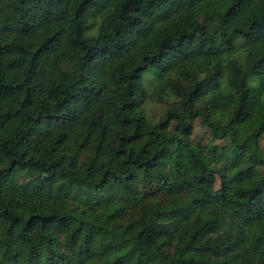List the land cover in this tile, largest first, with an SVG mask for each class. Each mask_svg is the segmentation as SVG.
Instances as JSON below:
<instances>
[{"label": "trees", "instance_id": "trees-1", "mask_svg": "<svg viewBox=\"0 0 264 264\" xmlns=\"http://www.w3.org/2000/svg\"><path fill=\"white\" fill-rule=\"evenodd\" d=\"M263 137L264 0H0V264H264Z\"/></svg>", "mask_w": 264, "mask_h": 264}, {"label": "rangeland", "instance_id": "rangeland-1", "mask_svg": "<svg viewBox=\"0 0 264 264\" xmlns=\"http://www.w3.org/2000/svg\"><path fill=\"white\" fill-rule=\"evenodd\" d=\"M144 85L146 98L142 103L143 110L149 122L157 123L166 110L177 103V100L169 90L161 88L158 79L154 75H146ZM193 127V141L202 146L206 145L210 139L208 130L198 120L194 122ZM216 145H221V142H216ZM260 145L264 152V137L261 139ZM262 172L264 173V168Z\"/></svg>", "mask_w": 264, "mask_h": 264}]
</instances>
